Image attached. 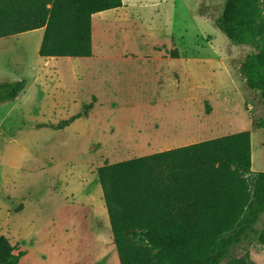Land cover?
Masks as SVG:
<instances>
[{"label":"rangeland","instance_id":"1","mask_svg":"<svg viewBox=\"0 0 264 264\" xmlns=\"http://www.w3.org/2000/svg\"><path fill=\"white\" fill-rule=\"evenodd\" d=\"M124 1L126 8L92 15L96 55L105 49L114 55L112 64L147 67L142 72L126 67L120 73L126 76L119 81L125 89L121 96L135 100L139 88L151 93L158 87L151 79L157 67H176L177 79L174 87L166 80L159 83V94L169 102L126 103L114 110L115 128L137 124L140 116L160 110L168 118L176 110L190 117L191 143L249 130L251 170L264 171V130L256 126L264 104L238 72L252 48L233 44L214 24L224 1ZM40 33L35 29L0 37V81H27L15 100L0 103V234L15 245V252L25 251L18 264H120L97 170L140 153L94 150L83 119L77 122L78 133L71 124L55 129L70 115L88 112L91 95L81 69L97 61L41 57ZM156 50L176 51L178 58L163 61ZM145 54H152L150 61ZM100 205L101 216L96 212ZM256 227L264 229V213ZM231 255L264 264V246L252 234Z\"/></svg>","mask_w":264,"mask_h":264},{"label":"trees","instance_id":"2","mask_svg":"<svg viewBox=\"0 0 264 264\" xmlns=\"http://www.w3.org/2000/svg\"><path fill=\"white\" fill-rule=\"evenodd\" d=\"M223 1L214 24L233 44L252 48L238 72L264 104V0ZM122 5L0 0V37L43 27L39 56H90L92 15ZM26 83L0 81V103L15 100ZM256 126L264 130V116ZM97 177L120 264H253L233 257L232 248L249 234L264 246V229L256 227L264 213V171L251 170L249 130L105 163ZM15 250L0 234V264H18L25 251Z\"/></svg>","mask_w":264,"mask_h":264},{"label":"crops","instance_id":"3","mask_svg":"<svg viewBox=\"0 0 264 264\" xmlns=\"http://www.w3.org/2000/svg\"><path fill=\"white\" fill-rule=\"evenodd\" d=\"M123 5L114 8L116 10H120L121 8H126L125 1L122 0ZM110 10V9H109ZM40 29L41 33L38 39V44L40 45L41 38L43 35L44 28ZM35 30V29H34ZM91 35H92V18H91ZM39 47V46H38ZM155 50V49H154ZM170 52H166L164 50H156V54L163 61H168L172 59L173 61L178 57H171ZM152 54L146 55L147 61L148 58L151 57ZM114 55L111 51L101 50L100 52L95 54L94 49L92 50V54L86 57H78V58H93L96 57V63L91 65H87L81 69L82 72H86V79L88 82V87L86 92L88 91L91 95L89 98L88 112L84 114L85 116H77L73 121H71L68 125H72L75 127V132L78 133V124L80 119H83L86 123V129L89 136V145H93L96 151H120V152H135L140 153L138 156L147 155L154 152H159L163 150H167L170 148L182 146L191 143V129H190V117L188 115V119H185L184 116L178 115V112L175 110L170 112L171 115L167 116L162 113L160 110L156 114H149L140 116V119L137 124L131 123L126 126V128H115V120L116 115H112L114 110H119L121 107L126 108L124 105L126 103H133L136 105H150L161 102H169L170 99L168 97L161 96L160 91L158 89L159 83L162 85L164 80L168 81L172 87H174L176 82V77L173 75L176 67H170L166 65L165 71L161 69V67H157L158 71L154 69V76L151 79L158 84V87L152 89L151 93L145 95L142 93L141 88L134 91L133 96L137 97V99H124V96H121L122 90L125 92V89L122 86H119V81L122 78H126L125 75H120L121 72H125L126 67L129 68V71L132 72H142L147 67L139 64H135L132 66H118L110 63L111 58ZM122 56V54H121ZM44 57V56H41ZM50 58H62L69 59L73 58V56H48ZM47 57V58H48ZM123 58H128L124 57ZM130 58V57H129ZM158 58V59H159ZM179 70L181 66H178ZM76 70V69H74ZM167 72V74L163 73ZM161 75V76H160ZM163 75V76H162ZM133 75H131L132 77ZM139 79H146L143 76H136ZM180 79V76L178 77ZM74 95V94H73ZM124 95V94H123ZM175 95L172 93V98L174 99ZM162 98H165L162 100ZM162 100V101H161ZM145 112V111H144ZM79 114L74 113L69 117ZM180 116V117H179ZM67 117V119L69 118ZM67 125V126H68ZM66 127V126H65ZM64 127V128H65ZM188 128V129H187ZM187 130V131H185ZM189 132V133H188ZM111 136V140H107L108 137ZM189 137V138H187ZM117 146V147H116ZM111 147V149L109 148ZM103 197V195H102ZM100 203V199H99ZM98 214L103 215L104 210L103 207L96 209ZM102 219V217H101Z\"/></svg>","mask_w":264,"mask_h":264}]
</instances>
